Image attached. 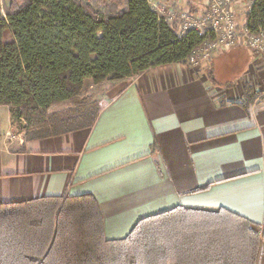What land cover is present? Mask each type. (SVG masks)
I'll return each instance as SVG.
<instances>
[{
    "label": "trees",
    "instance_id": "obj_1",
    "mask_svg": "<svg viewBox=\"0 0 264 264\" xmlns=\"http://www.w3.org/2000/svg\"><path fill=\"white\" fill-rule=\"evenodd\" d=\"M5 13L0 105L9 107L26 141L91 128L100 107L83 93L87 87L160 65H188L207 38L194 30L179 37L149 0H9ZM253 21L264 23V13ZM260 95L246 83L242 107L248 110ZM66 101L80 111L49 112ZM100 207L88 194L0 204V264L258 262L252 222L225 208L177 206L109 240Z\"/></svg>",
    "mask_w": 264,
    "mask_h": 264
},
{
    "label": "crops",
    "instance_id": "obj_2",
    "mask_svg": "<svg viewBox=\"0 0 264 264\" xmlns=\"http://www.w3.org/2000/svg\"><path fill=\"white\" fill-rule=\"evenodd\" d=\"M149 1L194 13L205 6ZM248 50L91 86L106 103L94 125L47 139L26 141L0 105V204L88 194L101 206L109 240L177 206L225 208L264 230V56ZM230 51L243 66L249 62V76L240 85L214 83V68ZM248 82L261 95L246 110L240 100ZM257 264H264V243Z\"/></svg>",
    "mask_w": 264,
    "mask_h": 264
},
{
    "label": "built area",
    "instance_id": "obj_3",
    "mask_svg": "<svg viewBox=\"0 0 264 264\" xmlns=\"http://www.w3.org/2000/svg\"><path fill=\"white\" fill-rule=\"evenodd\" d=\"M8 2L0 0V17L5 19ZM153 7L179 37L190 30L207 37L188 59V65L192 67H199L217 54L241 45L255 56H264V23L253 21L264 13V0H205V6L197 13L170 1ZM101 104L103 107L106 103Z\"/></svg>",
    "mask_w": 264,
    "mask_h": 264
},
{
    "label": "rangeland",
    "instance_id": "obj_4",
    "mask_svg": "<svg viewBox=\"0 0 264 264\" xmlns=\"http://www.w3.org/2000/svg\"><path fill=\"white\" fill-rule=\"evenodd\" d=\"M89 1H92V0H89ZM187 2H188V0H187ZM185 4H186V2H185ZM190 4L193 5L194 3L190 2ZM193 8H194V6H193ZM234 52L235 51H230V52L226 53L224 55V57H222V59L220 60L221 62L216 64V68H214L215 73H212V74H213V77L218 81L223 82V81L231 80L236 85L237 84L240 85L242 81L244 83V79H242V78L245 75L249 76V74H244L245 73L244 67H246L249 62L243 66V64H244L243 62H240V60L235 59ZM248 52H249V50H248ZM249 55H250L249 59H251L250 62H252L253 56L250 53H249ZM220 64H222V65L219 66ZM219 69H220V74L218 71ZM241 79H242V81H241ZM83 93L85 94V96H89V95L94 96L95 90L93 91V89L87 87L86 90L83 91ZM93 99H94V97H93ZM94 100L97 101L96 98ZM101 103H103V101L98 100L97 104H98V107H100V109H101V105H102ZM78 111H80V108H76V107L74 108L72 103H70V101H66L64 103L52 106L49 109V112H58V113L60 112V113H68V114L71 112H78ZM16 132H19V131L16 130ZM22 134L24 135V133H22ZM250 228L256 234H258V239L260 240V245L258 247V253H257V256H258L257 260H259V255L261 253L262 246L264 243V230H261L260 228H257L254 225H251Z\"/></svg>",
    "mask_w": 264,
    "mask_h": 264
}]
</instances>
